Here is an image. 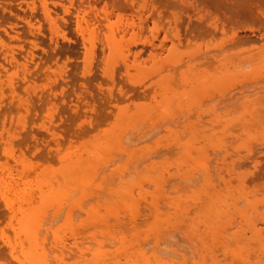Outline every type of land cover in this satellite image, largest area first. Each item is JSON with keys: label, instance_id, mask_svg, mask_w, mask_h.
<instances>
[{"label": "rangeland", "instance_id": "1", "mask_svg": "<svg viewBox=\"0 0 264 264\" xmlns=\"http://www.w3.org/2000/svg\"><path fill=\"white\" fill-rule=\"evenodd\" d=\"M263 110L264 0H0V264H264Z\"/></svg>", "mask_w": 264, "mask_h": 264}, {"label": "bare ground", "instance_id": "2", "mask_svg": "<svg viewBox=\"0 0 264 264\" xmlns=\"http://www.w3.org/2000/svg\"><path fill=\"white\" fill-rule=\"evenodd\" d=\"M252 92H253V91H252ZM252 92H251V93H252ZM263 112H264V110H263ZM263 186H264V184H263ZM44 194H45V193H44ZM46 194H47V192H46ZM48 195H50V194H48ZM55 195H56V194H55ZM55 195H54V196H55ZM41 197H42V196H41ZM51 197H52V196H51ZM39 198H40V197H39ZM42 198H43V197H42ZM42 198H41V199H42ZM49 198H50V197H49ZM45 199H46V197H45ZM40 202H41V201H40ZM28 207H29V206H28ZM30 210H31V212L34 211L33 209H30ZM30 210H29V212H28V210H26V212L24 213V209H23V212H22V211H20V212L23 213V214H27V212H28V215H30V214H31V213H30ZM17 211H18V210H17ZM34 213H36V212L34 211V212H33V215L31 214V215H32V219H31V217H30L31 220L29 219V216H28V215H25V216H27L25 219H27L28 221H30L29 223H30V227H31V229H30V227L28 226V224H29L28 221H27V223H26L27 225L25 224L26 226H25V225H24V226L27 227V228L29 227L30 230H28V231L31 233V234H29L30 236L33 235V234H32V233H33L32 231L34 230V229H33V225H34V224H32L33 222L31 223V221H32L33 218H34V217H33V216H34ZM31 215H30V216H31ZM20 223H21V222H20ZM23 223H25V222H23ZM23 223H22V224H23ZM18 224H19V222H18ZM22 224H21V225H22ZM31 224H32V225H31ZM21 225L18 227L19 229L22 228ZM22 226H23V225H22ZM24 226H23V228H24ZM27 228H24V229H27ZM22 231H23V229H22ZM25 231H26V233H27V230H25ZM29 232H28V233H29ZM23 233H24V231H23ZM23 233H22V234H23ZM31 239H32V238H31ZM27 240H29V239H27ZM18 241H19V240H18ZM27 243H28V242H27ZM29 243H30V242H29ZM29 243H28V244H29ZM33 244H35V243H33ZM26 245H27V244H26ZM26 245H25V246H26ZM25 246H24V248H25ZM31 248L35 249L34 247H31ZM31 248H28V249H31ZM28 249H26V250H28ZM33 249H32V252H33ZM34 251H35V250H34ZM20 252H21V251H20ZM30 252H31V250H30ZM30 252H29V251L26 252V255H27V253H30ZM36 252H37V251H35V253H36ZM21 253H22V252H21ZM37 254H39V253H37ZM24 255H25V254H24ZM30 255H31V254H29V257H28V258H31ZM34 255H35V254H34ZM39 255H40V254H39ZM39 255H38V256H39ZM31 256H32V255H31ZM36 258H37V257H36ZM38 260L41 261V259H38ZM32 262H33V260H32ZM32 262H31V263H32ZM35 262H36V261H34L33 263L35 264ZM37 262H38V261H37ZM36 264H37V263H36Z\"/></svg>", "mask_w": 264, "mask_h": 264}]
</instances>
